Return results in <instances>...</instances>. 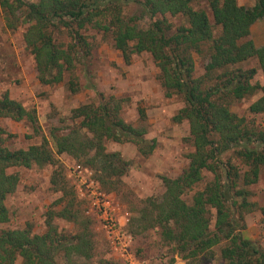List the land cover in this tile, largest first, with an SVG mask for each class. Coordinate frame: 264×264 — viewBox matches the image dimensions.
Instances as JSON below:
<instances>
[{
    "label": "trees",
    "instance_id": "1",
    "mask_svg": "<svg viewBox=\"0 0 264 264\" xmlns=\"http://www.w3.org/2000/svg\"><path fill=\"white\" fill-rule=\"evenodd\" d=\"M196 1L0 0V10L7 28L27 25L23 41L34 56L37 78L43 85L62 82L64 73L74 69L78 56L88 54L82 35L88 28L110 33L114 48L125 61L132 55L149 54L166 97L183 99L174 120L188 123L193 150L178 177L162 178L164 193L147 199L139 209L132 221L134 234L157 230L163 243L172 246L186 264H199L204 257L211 261L212 249L221 244H226L220 251L225 264H264V250L242 236L243 216L253 211L246 187L257 182L264 168V131L229 108L231 102L261 94L248 111L264 115V86L252 82L257 69L240 67L254 59L264 73V45L256 47L247 39L253 24L264 18V0H254L251 7L239 6L236 0H206L214 24L220 28L217 37L206 11L192 8ZM129 4L138 7L139 15L125 18L123 11ZM168 15L184 17L187 26L172 32ZM144 20L147 23L141 26ZM60 28L70 36L72 43L67 47L56 45L53 39L54 30ZM206 45L204 73L195 77L193 54L201 55ZM69 88L74 91V84L69 83ZM122 102L101 97L97 106L85 104L72 111L75 126L68 133L60 135L55 129L49 133L55 154L83 159L109 191L116 189L130 165L119 153L106 152L107 142L133 144L143 157L150 156L156 147L155 140L145 139L143 124L135 127L120 117ZM0 118L25 121L39 136L36 112L25 109L8 93L0 97ZM2 145L0 139V264H14L17 259L21 264H59V260L88 264L94 252L91 222L73 211L72 193L63 191L57 202L63 207L57 213H46L42 234L32 233L29 227L4 228L10 220L5 201L20 181L17 174L8 171L53 165L54 151L46 139L26 149L11 150ZM228 155L246 169L243 174ZM205 172L212 180L204 190L195 192L188 204L183 196L202 181ZM51 184L57 186L54 175ZM209 209L215 211L213 231ZM56 219L80 225V232L63 235Z\"/></svg>",
    "mask_w": 264,
    "mask_h": 264
},
{
    "label": "rangeland",
    "instance_id": "2",
    "mask_svg": "<svg viewBox=\"0 0 264 264\" xmlns=\"http://www.w3.org/2000/svg\"><path fill=\"white\" fill-rule=\"evenodd\" d=\"M236 2L244 7L254 5V0ZM192 8L206 11L213 36L217 37L220 28L214 24L206 0H197L192 3ZM123 14L125 18L139 15V9L129 4ZM166 19L172 26V32L187 26L182 16L168 15ZM145 23L147 20L140 25ZM26 28L27 25L22 24L15 29L7 28L4 14L0 10V97L8 93L12 100L19 102L25 109L34 110L39 136L25 121L0 118V139L11 150L37 146L42 139H46L54 151V164L8 171L17 174L20 181L16 191L5 201L10 220L4 228L29 227L32 233L42 234L46 230V213H57L63 207L57 205V202L62 198L63 191H66L73 194V211L81 212L83 219L88 218L91 222L89 229L92 232L94 252L88 264H186L172 246L163 243L157 230L135 235L132 222L147 199L159 198L164 193L162 178H176L188 165L187 156L193 150L189 126L186 121L178 123L174 120L183 107V99L177 95L166 97L158 79L159 71L149 54L132 55L125 61L114 48L112 35L92 28L82 32L89 47L88 54L81 53L78 56L74 69L64 73L62 82L43 85L37 78L34 56L23 41ZM69 37L63 28L53 32L56 45L67 47L72 43ZM247 39L256 47L264 45V18L253 24ZM202 48L201 55L193 54L195 77L203 75L207 62L208 45ZM240 67L243 70L257 69L252 82L264 86V73L258 69L256 60L252 59ZM69 83L74 84V91L69 88ZM260 96L257 94L249 99L231 102L229 108L257 130L264 131V115H252L248 111L249 106ZM101 97L123 100L120 117L135 127L143 124L147 130L145 139L156 142L155 150L148 157L141 156L130 143L105 144L106 152L119 153L130 165L127 174L112 191L99 184L95 172L85 166L83 159L55 154L54 144L49 137L50 131L54 129L60 135L68 133L75 126L71 119L72 111L85 104L97 106ZM228 159L240 169L241 174L244 173L246 169L242 168L235 157L233 159V155H228ZM53 175L56 187L51 184ZM211 180L212 175L205 172L202 181L182 199L190 204L194 193L204 190ZM61 186L62 192L59 191ZM246 190L253 211L243 216L242 236L264 250V168L257 182L246 187ZM97 193L105 196L102 203L108 199L107 208L100 210L96 206L97 200L101 198ZM105 211L114 212L119 223H122L121 216L124 213L129 214L128 224L122 227L119 224L115 228L119 232V239L116 234H109L104 229L101 218ZM209 213L210 230L213 231L215 211L209 209ZM55 224L65 236L80 232V225L63 219H56ZM224 245L212 249L214 257L211 261L204 257L199 259V264H225L220 258ZM14 264H21L20 259ZM59 264H65V261L59 260Z\"/></svg>",
    "mask_w": 264,
    "mask_h": 264
},
{
    "label": "built area",
    "instance_id": "3",
    "mask_svg": "<svg viewBox=\"0 0 264 264\" xmlns=\"http://www.w3.org/2000/svg\"><path fill=\"white\" fill-rule=\"evenodd\" d=\"M101 196L100 199L97 200L98 203H96V206L101 210L102 208L105 209L109 206V201L108 199H106V201H104V203H102L103 199H104V195H101L100 193H97V196ZM95 205V204H94ZM116 214H114V212H106L104 213L103 217L101 218L102 221V225L104 227V229L109 233V234H116L117 235V239H119V232L116 230L115 228L117 227V225L120 224V227L122 226H126L129 222V214L128 213H124L121 218H122V223H119L118 220L116 219ZM123 241V240H120Z\"/></svg>",
    "mask_w": 264,
    "mask_h": 264
}]
</instances>
